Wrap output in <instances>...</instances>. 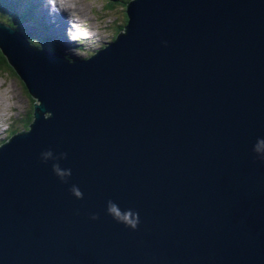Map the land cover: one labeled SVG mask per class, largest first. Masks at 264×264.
Masks as SVG:
<instances>
[{
    "label": "water",
    "instance_id": "95a60500",
    "mask_svg": "<svg viewBox=\"0 0 264 264\" xmlns=\"http://www.w3.org/2000/svg\"><path fill=\"white\" fill-rule=\"evenodd\" d=\"M126 14L75 61L0 23L37 101L0 148V264H264V0Z\"/></svg>",
    "mask_w": 264,
    "mask_h": 264
},
{
    "label": "rangeland",
    "instance_id": "374dc122",
    "mask_svg": "<svg viewBox=\"0 0 264 264\" xmlns=\"http://www.w3.org/2000/svg\"><path fill=\"white\" fill-rule=\"evenodd\" d=\"M16 0H11L13 2ZM126 0H33L41 6L40 13L33 7L36 17L40 16L50 27L57 43L63 49L77 58H89L106 42L113 41L116 28L124 24V2ZM9 2V3H10ZM28 4V2L26 1ZM34 3V4H35ZM36 4V5H37ZM76 4L85 10L73 9ZM47 17L58 15L61 19L57 24L61 31L57 32L50 25ZM19 17L20 14H19ZM32 32L38 30L34 24L29 25ZM44 32H41V35ZM115 33V34H114ZM123 33V32H122ZM121 33V34H122ZM47 36L51 35L45 30ZM61 35V36H60ZM103 43V44H102ZM71 44V45H69ZM22 82L0 70V143L7 139L11 130L22 131L24 122L32 107L33 97L22 90ZM35 100V99H34ZM36 101V100H35ZM37 102V101H36Z\"/></svg>",
    "mask_w": 264,
    "mask_h": 264
},
{
    "label": "trees",
    "instance_id": "16d2710c",
    "mask_svg": "<svg viewBox=\"0 0 264 264\" xmlns=\"http://www.w3.org/2000/svg\"><path fill=\"white\" fill-rule=\"evenodd\" d=\"M27 0H24L22 2L20 1H14L10 2L9 0H0V21L5 23L8 27H10L12 30H14L17 33H20L24 36V38L35 48L40 49L42 51H46L49 53H56L60 54L61 50L55 42L47 40V41H41L39 37H34L33 35L29 34L26 29H25V23L29 22H37V19L35 18V13L33 12V7L34 5L31 3V1H27L28 4L26 3ZM134 0H126L124 2V24L122 27L119 29L116 28L114 31L115 33H120L121 32H126V26L129 24V17L126 14V10L128 5L133 2ZM10 2V3H9ZM20 9L23 12H18L16 11L17 9ZM19 14L21 17H19ZM114 33V34H115ZM119 35H114L113 41L115 42L118 39ZM46 42V43H43ZM70 60V58H67ZM24 92L30 97L29 93L27 90L24 88ZM37 102L33 99L32 107L30 109V112L28 113V117L26 121L24 122L22 131H17V130H11L10 135L7 137V139L3 142V145L7 144L10 142L12 138L17 136L18 134L21 133H26L31 130V125L34 121V114H35V107H36Z\"/></svg>",
    "mask_w": 264,
    "mask_h": 264
},
{
    "label": "bare ground",
    "instance_id": "6f19581e",
    "mask_svg": "<svg viewBox=\"0 0 264 264\" xmlns=\"http://www.w3.org/2000/svg\"><path fill=\"white\" fill-rule=\"evenodd\" d=\"M72 8H73V9L85 10L84 8H80V7H78L76 4H74V5L72 6ZM45 13H46V15H45L46 17H45V18H47L48 21H50V23L53 22L55 30H56L57 32L61 31V26H59V24H57L59 21H61L60 17H59L58 15H55V16H51V19H49V18L47 17V12H45Z\"/></svg>",
    "mask_w": 264,
    "mask_h": 264
},
{
    "label": "clouds",
    "instance_id": "9594fccd",
    "mask_svg": "<svg viewBox=\"0 0 264 264\" xmlns=\"http://www.w3.org/2000/svg\"><path fill=\"white\" fill-rule=\"evenodd\" d=\"M44 155L47 158V157L51 156V153H45ZM58 174L63 175V173H58ZM74 194L77 195V196L80 195L79 191H75ZM123 222H125L126 224H128L129 226H131L133 228L136 226V221L128 219L127 215H125L123 217Z\"/></svg>",
    "mask_w": 264,
    "mask_h": 264
}]
</instances>
